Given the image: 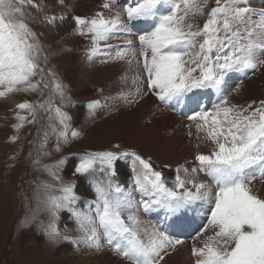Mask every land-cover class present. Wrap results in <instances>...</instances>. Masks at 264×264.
I'll use <instances>...</instances> for the list:
<instances>
[{
  "label": "snow or ice",
  "instance_id": "obj_1",
  "mask_svg": "<svg viewBox=\"0 0 264 264\" xmlns=\"http://www.w3.org/2000/svg\"><path fill=\"white\" fill-rule=\"evenodd\" d=\"M58 3L65 9L71 7L65 0ZM214 3L209 7L210 0H102L100 11L73 17L75 32L90 38V61L104 56L105 63L123 61L130 68L135 66L134 91L120 93L123 100L138 103L151 93L165 105L181 106L189 121L188 135L195 129L197 139L213 148L207 154L197 152L198 164L190 174L188 167H177L172 186L150 157L134 150H120L117 144L116 150L86 152L78 157L74 170L88 178L95 192V199L84 208L79 207L75 182H66L60 175L68 157L53 164H41L37 158L34 163L59 185L47 181L38 185L37 209L26 221L36 219L39 211L46 212V221L39 224L49 241H67L96 252L107 248L130 264H162L165 256L185 242L170 231L186 226L185 214L194 218L203 205H210L207 223L191 246L192 264H264V195L251 186L256 168L264 176V99L246 106L229 102L234 73L248 78L249 73L264 68V8H252L250 0ZM29 7L43 11L35 0H0V97L51 85L63 99V83L45 80L41 58L47 61V56L26 18ZM200 16L206 17L202 26L196 22ZM44 19L55 24L66 15H45ZM47 75L55 74L48 69ZM37 76L39 80L34 79ZM209 92L218 100L211 107L204 102ZM87 107L94 114L101 104L93 100ZM17 108L32 117L29 120L17 112V130L35 123L40 110L54 111L60 125L52 126L57 152L80 135L72 128V117L51 100L24 101ZM47 137L45 132L41 148ZM118 161H130L127 186L118 178ZM181 170L188 178L181 176ZM198 172H204L210 182L195 179ZM134 192L141 194L140 201ZM157 208L164 209L168 219L175 218L165 230L140 215L141 210L148 213ZM62 213L68 214L66 220ZM69 222L75 223V229L68 227Z\"/></svg>",
  "mask_w": 264,
  "mask_h": 264
},
{
  "label": "rangeland",
  "instance_id": "obj_2",
  "mask_svg": "<svg viewBox=\"0 0 264 264\" xmlns=\"http://www.w3.org/2000/svg\"><path fill=\"white\" fill-rule=\"evenodd\" d=\"M53 1L56 6L51 8L56 10V15H66L63 22L58 20L57 27L53 28L45 19L33 18V13H29L33 19L28 23L38 33L44 55L47 56V61L41 58V65L46 70L45 80L59 79L65 86L66 97L62 99L55 94L51 85L47 88L41 86L35 92H16L0 97V264H130L107 248L103 252H96L83 247L76 248L67 241H49L39 224L41 220L46 221L47 213L44 211H39L36 219L26 221V217H32L37 209L38 202L35 197L38 185L43 181L59 185L58 181L52 180L41 165L35 164L34 161L39 158L41 164H53L61 157L67 156L68 162L60 171V175L66 182H75L76 193L81 197L79 207L84 208L87 207L88 201L95 199V192L88 178L76 174L74 170L79 162L78 157L86 152L116 150L114 146L117 144L120 145V150H134L145 158L150 157L156 170L161 171L168 185L172 186L177 175L176 168L188 167L190 174L191 169L198 164L195 160L197 152L207 154L213 145L198 140L195 129H192L193 135L189 136L187 119L180 117L179 122L176 119L171 122L167 121L169 119L159 118L155 112L156 107L152 104H148L145 109V99L149 94L152 95L151 93L146 95L143 101L134 103L136 105L126 102L120 95H113L109 89L117 84L123 88V93L134 91L131 82L134 68H130L123 61H116L117 64L109 71L110 65L114 63L102 62L106 60L104 56H97L90 61L87 57V49L91 47L90 38L75 32L73 17L91 16L94 11H100L99 7H91L90 0H65L66 4L71 6L65 9L59 5L58 0ZM80 3H86V7H81ZM93 4L97 5V1ZM214 6V0H210L209 7ZM250 6L256 10L264 8V0H250ZM205 19L206 17L200 16L196 18V22L202 26ZM252 19H258V16L252 15ZM48 69L55 75H47ZM125 75L129 79L123 80ZM239 76L241 77V74ZM249 76L242 83H234L229 102L246 106L254 100L258 102L264 99V68L256 70L254 75L249 73ZM34 79L39 80L40 77ZM237 88L239 92L236 91ZM49 100L54 107H60L72 117V128L80 132L79 137L64 145L59 152L56 151V134L52 131L53 125L60 127L54 111L40 110L35 123H25L19 130L14 127L18 123L17 112L27 116L29 120L32 118L27 110L18 109V104L24 101L33 104L45 103ZM93 100L100 101L101 107L97 108L94 114H90L87 105ZM155 101L161 104L156 97ZM117 103L119 104L115 107ZM50 116L52 119H49ZM45 132L48 133L47 144L41 148ZM176 134L180 138L177 150L173 153L163 152L165 145L158 144L172 143ZM147 135L150 137H146ZM154 135L160 139L158 142H154ZM13 136L18 139L13 140ZM189 140H192V147ZM44 151L51 155L44 156ZM117 168L119 180L127 186L132 175L130 161H118ZM257 170L259 173H253L256 179L252 181L251 186L255 192L264 195V176H261L259 168ZM189 174L181 170L182 177L188 178ZM195 179L210 182L206 174L204 176L201 172H198ZM135 197L142 199V196ZM204 212L205 215L198 219L199 224L210 215V210L205 209ZM149 214L152 215L147 217ZM67 215L62 213V220H66ZM140 215L145 222L159 226L155 222L159 217L154 214V210L147 214L141 210ZM60 227L64 228L63 222ZM68 227L75 229V223L69 222ZM190 232H176L178 238L185 242L178 246L176 251L165 256L162 264H178V260L183 264H192L191 246L196 234L188 240Z\"/></svg>",
  "mask_w": 264,
  "mask_h": 264
},
{
  "label": "bare ground",
  "instance_id": "obj_3",
  "mask_svg": "<svg viewBox=\"0 0 264 264\" xmlns=\"http://www.w3.org/2000/svg\"><path fill=\"white\" fill-rule=\"evenodd\" d=\"M91 1V3H92V6L91 7H94V2L95 1H99V0H90ZM76 5V4H75ZM80 5H82L81 7H86V3H80ZM91 9V8H90ZM89 10V9H88ZM101 10V9H100ZM94 13H95V11H94ZM112 63H114V65H110V67H109V71H110V68L111 67H113V66H115L117 63H115V62H112ZM109 71L107 70V73H109ZM117 87H119V85L117 84L116 85ZM148 98L147 99H145V104H144V108L146 109L147 107H148V104H149V106H151V104L153 105V106H155L156 108H155V112L157 113V115H158V117L159 118H162V119H169V120H167V121H171L172 122V120H174V119H176V121L177 122H179L180 121V117H178V116H176V115H173L170 111H169V109L168 108H166L164 105H162V104H158L156 101L154 102V100H155V96L153 95H150L149 94V96H147ZM157 99V98H156ZM158 100V99H157ZM232 100V99H231ZM233 101V100H232ZM231 102V101H230ZM127 121H129V120H127ZM161 128V127H160ZM155 136V135H154ZM157 136H159V134H157ZM146 137H150L149 135H147ZM154 138H156V136L154 137ZM153 139V138H152ZM160 139L157 137L156 139H155V141L154 142H158ZM178 141H180V138H179V136H178V134H176L175 136H174V138H173V140H172V143H169L168 145L166 144V142H161L160 144H158V146H160V145H165V147H164V149H163V152H165V153H167V152H171V153H173L174 152V150L176 149L177 150V142ZM190 142H189V145L192 147V144H191V141L192 140H189ZM194 145V144H193ZM162 149V148H161ZM261 170V169H260ZM259 173V172H258ZM200 176V175H199ZM259 178V177H258ZM262 186H263V188H264V183L262 184ZM207 213V212H206ZM147 214V213H146ZM145 216V215H144ZM207 234V233H206ZM209 234H211L210 232H209ZM177 235V234H176ZM180 235V234H179ZM178 264H183L182 262H181V260H178Z\"/></svg>",
  "mask_w": 264,
  "mask_h": 264
}]
</instances>
